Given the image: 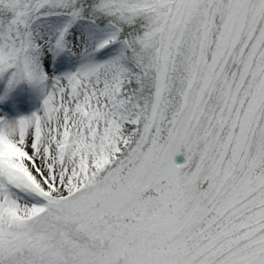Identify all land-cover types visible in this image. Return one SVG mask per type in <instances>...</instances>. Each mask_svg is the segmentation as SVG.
Here are the masks:
<instances>
[{"label":"snow or ice","instance_id":"6c2138e0","mask_svg":"<svg viewBox=\"0 0 264 264\" xmlns=\"http://www.w3.org/2000/svg\"><path fill=\"white\" fill-rule=\"evenodd\" d=\"M0 264H264V0H0Z\"/></svg>","mask_w":264,"mask_h":264},{"label":"rangeland","instance_id":"374dc122","mask_svg":"<svg viewBox=\"0 0 264 264\" xmlns=\"http://www.w3.org/2000/svg\"><path fill=\"white\" fill-rule=\"evenodd\" d=\"M23 91L19 92L18 100L21 102L23 111L27 113V112H30L31 110H34L36 107H38L39 101L34 96H32L30 92L28 93V98H25L22 95Z\"/></svg>","mask_w":264,"mask_h":264},{"label":"trees","instance_id":"16d2710c","mask_svg":"<svg viewBox=\"0 0 264 264\" xmlns=\"http://www.w3.org/2000/svg\"><path fill=\"white\" fill-rule=\"evenodd\" d=\"M22 93L28 95L29 91L27 90V87H26V86H24V91H23ZM179 157L182 158V160H183L182 164H183V163L185 162V157H184V155H183V150L181 151V153H180L179 155H177V156L174 158V162H175V163H177V160H176V159L179 158ZM177 164H178V163H177Z\"/></svg>","mask_w":264,"mask_h":264}]
</instances>
